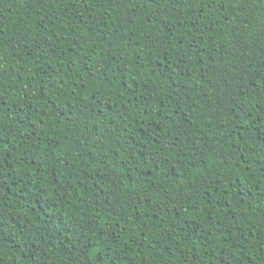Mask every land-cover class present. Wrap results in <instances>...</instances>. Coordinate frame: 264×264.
Here are the masks:
<instances>
[{
  "label": "trees",
  "instance_id": "1",
  "mask_svg": "<svg viewBox=\"0 0 264 264\" xmlns=\"http://www.w3.org/2000/svg\"><path fill=\"white\" fill-rule=\"evenodd\" d=\"M0 264H264V0H0Z\"/></svg>",
  "mask_w": 264,
  "mask_h": 264
}]
</instances>
